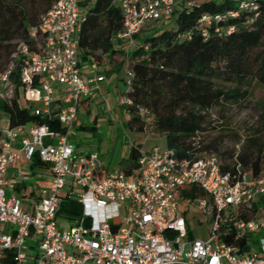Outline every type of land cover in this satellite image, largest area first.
Segmentation results:
<instances>
[{"label": "built area", "instance_id": "built-area-1", "mask_svg": "<svg viewBox=\"0 0 264 264\" xmlns=\"http://www.w3.org/2000/svg\"><path fill=\"white\" fill-rule=\"evenodd\" d=\"M81 1H56L41 17V34L31 30L38 51L22 48L20 80L32 114L40 120L56 119L66 131L24 124L0 133V264H264V172L252 177L237 166L232 174L222 170L216 154L188 160L171 149L153 148L140 153L137 168L129 175L125 171L107 174L97 152L75 151L69 130L79 101L95 94L92 81L82 77L77 57V33L84 21ZM195 1L114 0L123 19L114 43L127 41L126 48L135 47L133 36L147 24L168 21L180 7ZM231 1L239 9H256L257 0ZM203 22L210 19L203 17ZM16 65L14 59L0 73V99L3 91L13 87ZM125 69L127 90L131 73L127 64ZM34 76L39 77L37 87L32 86ZM56 86L65 96L58 111ZM35 103L39 105L34 107ZM130 104L121 98L120 105ZM35 154L50 180L29 204L15 191L25 180L21 169L11 177L8 171L17 161L31 162ZM188 186H197L205 194L196 200L209 216L206 241L186 239L176 191ZM72 197L87 208L70 228L61 229L58 211ZM221 227L233 231L236 240H244L243 247L223 241L218 233Z\"/></svg>", "mask_w": 264, "mask_h": 264}, {"label": "trees", "instance_id": "trees-1", "mask_svg": "<svg viewBox=\"0 0 264 264\" xmlns=\"http://www.w3.org/2000/svg\"><path fill=\"white\" fill-rule=\"evenodd\" d=\"M56 1L0 0V73L14 59L17 61L11 76L14 97L10 101L0 100L8 128L44 124L51 131H66L56 119L40 120L30 107L19 103L20 94L25 92L19 79L25 57L22 48L29 53L38 51L31 30H39L41 17ZM255 4V10H248L239 9L231 0H197L191 6L180 7L173 18L162 21L163 26L161 21L147 24L133 36L136 46L125 54L113 40L123 26L114 0H83L79 5L84 21L77 33L79 66L87 61L100 66L105 58L111 62L116 55H125L131 78L123 97L131 104L121 108L127 111L128 129L143 132L145 119L152 118L154 132L165 138L167 149L173 150L180 159H196L201 150L194 145V140L203 131L207 113L243 97L238 90L226 92L222 85H238L249 80L264 88V0H257ZM228 12L235 15L230 16ZM217 16L220 19H215ZM203 17L210 22L200 23ZM229 28L233 30L227 32ZM146 31L149 34L143 36ZM38 33L41 34L40 30ZM121 65L117 66V72ZM38 85L39 77L34 76L32 86ZM141 152L140 146L130 148L129 164L123 170L128 175L137 168ZM222 155L230 159L228 164L221 161L224 172L234 174L239 166L240 171L257 177L264 172V136L251 138L237 153ZM30 166L44 167L36 154ZM176 193L191 201L205 197L197 186L179 188ZM218 233L226 243L243 247L244 240H236L233 231L221 227Z\"/></svg>", "mask_w": 264, "mask_h": 264}, {"label": "rangeland", "instance_id": "rangeland-1", "mask_svg": "<svg viewBox=\"0 0 264 264\" xmlns=\"http://www.w3.org/2000/svg\"><path fill=\"white\" fill-rule=\"evenodd\" d=\"M160 23L163 26V22ZM155 29L159 30L157 27ZM143 34V36L148 35L149 31ZM123 43L124 41L115 43V46L124 48L126 45ZM119 64H122L121 70L117 72L116 68ZM126 64L125 55L118 54L110 62L111 67L108 61L101 66L82 65L81 68L90 69L91 74L103 75L105 82L102 87H99V92L89 98L91 100L88 105H79L76 120L69 130L74 144L78 145L77 148L80 151L83 153L97 152L102 157L109 174L123 171L128 166V152L132 143L139 144L144 152H149L155 147L159 149L166 147L165 138L154 132L152 118L145 119L143 132H133L127 127V111L123 110L120 105V99L126 90ZM110 70L113 71L110 72ZM12 86L11 90L3 91L4 97L0 100L10 101L14 97V83ZM106 87H110L111 91L106 92ZM222 88L226 92L238 90L243 97L236 102H225L220 107L210 110L202 126L203 131L195 138L194 145L201 150L198 157L205 154H216L224 164H228L229 157L222 154L237 153L251 138L264 136V88L257 82L249 80L238 85L224 84ZM29 101L25 92L20 94L21 106L30 107ZM7 126V115L0 109V132H4ZM17 162L22 175H31V179L27 181V189H21V193L24 194L23 200L28 202L32 190L38 197L40 189L46 187L40 179L44 173L36 168L31 169L29 163L24 160ZM75 193L81 194L79 190ZM177 199L179 210L186 222V239L208 240L209 216L200 210L198 201L183 199L180 196H177ZM89 207L92 211H96L90 204ZM85 208H87L86 204L79 202L76 197L65 201L63 209L58 213L57 225L65 229L84 215ZM118 222V219L114 221V223Z\"/></svg>", "mask_w": 264, "mask_h": 264}, {"label": "crops", "instance_id": "crops-1", "mask_svg": "<svg viewBox=\"0 0 264 264\" xmlns=\"http://www.w3.org/2000/svg\"><path fill=\"white\" fill-rule=\"evenodd\" d=\"M124 45H126L127 46V44H128V42L127 41H125L124 43H123ZM121 50H123V51H130V49H132V48H126V47H124L123 48V46H118ZM127 49V50H126ZM105 61H108V64H109V66L111 67V65H110V62H109V60L108 59H104V61H103V63L105 62ZM102 63V64H103ZM87 65L88 67H92V66H96L94 63H92L91 61H87V62H84L82 65ZM101 64V65H102ZM82 65L80 66V70H81V73H82V77L84 78V79H89V80H91L92 81V83H91V88L94 90V92H95V94L93 95V96H95L96 95V93H98L99 92V87H102V85L104 84V82H105V79H104V77H103V75H100V74H97V73H94V74H91V71H90V69H88V70H83L81 67H82ZM100 65V66H101ZM111 69V68H110ZM113 70H110V72H112ZM116 72V71H115ZM105 91L106 92H110L111 91V89H110V87H106V89H105ZM92 96V97H93ZM64 98H65V96H64V93H63V91H62V88H60L59 86H56V96H55V105H56V108H55V110L56 111H58V109H59V107L60 106H62L63 104H64ZM89 98H91V97H89ZM89 98H81L80 99V101H79V105L81 104V105H88V103L90 102V100L91 99H89ZM121 100V99H120ZM30 104V103H29ZM39 104L38 103H35V104H33V106L34 107H36V106H38ZM79 105H78V107H79ZM28 107V106H27ZM30 108H31V104H30ZM8 127V126H7ZM81 130H84V129H82L81 128ZM94 131V130H93ZM1 133V132H0ZM70 141L72 142V144L74 145V148H75V151L77 152V153H83L82 151H80L77 147H78V145H75L74 144V142H73V140H72V138H71V136H70ZM132 146H140L139 144H135V143H132L131 145H130V148L132 147ZM130 148H129V150H130ZM155 148H157V147H155ZM140 149H141V147H140ZM165 149H166V147H165ZM145 152H147V151H145ZM129 153V152H128ZM100 158H101V160H102V162H103V159H102V157L100 156ZM19 162V161H18ZM17 162V163H18ZM27 163H29V166H30V162H27ZM18 168V166H17V164L15 163V164H13L10 168H9V171H8V176L9 177H11L12 176V174H13V172H14V170L15 169H17ZM30 168L31 169H34V168H32L31 166H30ZM36 169H39L40 171H42L43 173H44V175L43 176H40V179L44 182V184H46V186L48 185V183H49V180H50V174H49V172L47 171V169L45 168V167H43V168H36ZM103 173H107V174H109L108 172V170H107V167L104 165V162H103ZM33 171V170H32ZM23 176H25V180L23 181V182H21L18 186H17V188H16V193L18 194V196L19 197H21V199L23 200V197H24V194H22L21 193V189H27V181L29 180V179H31V175L30 174H28V175H23ZM44 179V180H43ZM29 201L27 202V201H24V202H26V203H31V202H33L35 199H36V196H35V192H34V190H32L31 192H30V196H29ZM57 218H58V215H57ZM72 224H70L69 226H67L65 229H68V228H70V226H71Z\"/></svg>", "mask_w": 264, "mask_h": 264}]
</instances>
